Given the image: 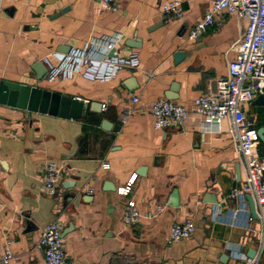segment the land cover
Segmentation results:
<instances>
[{"label":"crops","instance_id":"0c3cea01","mask_svg":"<svg viewBox=\"0 0 264 264\" xmlns=\"http://www.w3.org/2000/svg\"><path fill=\"white\" fill-rule=\"evenodd\" d=\"M167 1L120 0L118 10L108 12L99 0H0L1 81L88 103L80 119L0 105V250L10 243V264H44L36 242L49 223L60 232L72 229L62 237L68 264H249L246 252L258 248L259 224L247 221L243 211L231 218L239 203L228 196L244 181L232 135L206 127L193 112L182 125L156 131L147 107L165 98L172 83L178 84L174 101L188 109L195 98L212 92L215 80L227 76L248 21L224 12L197 40L188 41L214 0H178L182 19L161 13ZM117 35L120 54L135 53L138 65L109 81L80 73L39 81L31 70L46 60L58 65L60 47L69 53L91 39ZM176 52L185 55L177 63ZM132 97L139 104L133 105ZM99 104L106 109H90ZM127 109L131 114L122 124ZM245 110L253 127H264V107L257 111L250 103ZM259 152L264 160L261 142ZM50 161L63 171L55 196L42 192L43 166ZM142 168L144 175H137ZM134 174L131 193L118 195ZM174 191L177 206L169 204ZM207 195L216 204H203ZM128 200L142 215L133 226L122 222ZM186 219L194 221L195 233L168 243L170 226Z\"/></svg>","mask_w":264,"mask_h":264},{"label":"built area","instance_id":"2783aa9c","mask_svg":"<svg viewBox=\"0 0 264 264\" xmlns=\"http://www.w3.org/2000/svg\"><path fill=\"white\" fill-rule=\"evenodd\" d=\"M119 2L120 0H99L100 9L115 12L119 8ZM224 12L248 21L242 38L233 48L234 58L228 64L227 76L217 78L214 90L195 98L190 109L166 98L156 99L147 107L156 131L182 125L190 112H193L202 119L206 127L226 130L232 135L236 151L242 160L244 181L233 188L228 196L239 203L238 209L231 212V218L236 220L240 211H243L247 213L246 220L253 221L245 198L249 195L258 216L259 244L255 257L247 260L249 264H260L264 255V160L259 152L257 129L248 121L245 109L257 96L264 95V0H214L210 9L194 23L187 34V40H197ZM161 13L182 19L181 2L171 0L163 3ZM119 38L117 35L113 38L91 39L81 49L58 54V65L46 60V78L51 81L56 77H71L80 73L89 80L109 81L124 68H136L137 55L132 52L122 56L117 47ZM131 102L133 105L139 104L138 97H132ZM105 109L102 105V110ZM130 114L129 109L121 114L122 124L127 122ZM103 167L108 168V164L104 163ZM62 173V168L55 162L50 161L43 166L42 192L45 195L57 194ZM135 179L136 175H131L126 184L117 190L118 195L128 196ZM157 210H161V207H157ZM141 216L135 201L128 200L123 211V224L133 226L140 221ZM195 231L196 225L192 219L173 223L169 229L168 243L187 240ZM36 246L43 253L44 264H68L61 232L56 223H49L40 230ZM13 261L10 243L6 242L0 250V264H10Z\"/></svg>","mask_w":264,"mask_h":264},{"label":"water","instance_id":"95a60500","mask_svg":"<svg viewBox=\"0 0 264 264\" xmlns=\"http://www.w3.org/2000/svg\"><path fill=\"white\" fill-rule=\"evenodd\" d=\"M65 11L66 9L62 10L61 13H64ZM127 44L132 48L138 47L136 43ZM58 52L66 54L68 53V48L60 47L58 49ZM184 56L185 55L183 52H176L174 55L175 63L180 62L184 58ZM31 70L36 74L37 80L39 81L43 80L48 73L46 66L41 62L35 63L32 66ZM177 91L178 84L172 83L169 90L164 93V97L168 100H176L178 98ZM252 104L257 107V111L263 110L264 95L257 96L253 100ZM0 105L24 110L31 113L56 116L62 119H80L82 117H85L86 110L88 108V103H85L84 101H81L79 99L66 97L49 90L8 81H0ZM101 106L102 105L100 104L95 106L90 105V109L99 112ZM101 125L104 130L108 131L106 127L107 122L105 120L102 121ZM257 133L260 142L264 144V127H259L257 129ZM144 171L145 168L140 169L137 172V175L143 176ZM235 175L237 178L240 175L239 164L235 166ZM106 186L109 187L110 190H112V188H110V185L107 184ZM176 195V191H174L169 203L171 206L178 205L176 203ZM69 198L72 199V195H69ZM245 198L249 206L252 220L257 222L258 216L255 212L254 202L249 195ZM203 204L214 205L216 204V200L212 196L207 195L203 199ZM249 230L253 231V227ZM71 231L72 229H70L69 231L67 229H64L61 232V237H64ZM255 255L256 250L254 249H248L246 252V257L248 259H253ZM226 258L227 257L225 255H222L220 262L225 263L224 259Z\"/></svg>","mask_w":264,"mask_h":264},{"label":"trees","instance_id":"16d2710c","mask_svg":"<svg viewBox=\"0 0 264 264\" xmlns=\"http://www.w3.org/2000/svg\"><path fill=\"white\" fill-rule=\"evenodd\" d=\"M261 156V155H260Z\"/></svg>","mask_w":264,"mask_h":264}]
</instances>
